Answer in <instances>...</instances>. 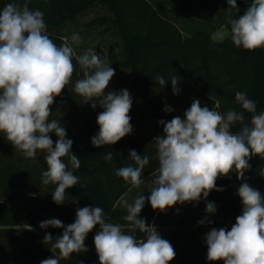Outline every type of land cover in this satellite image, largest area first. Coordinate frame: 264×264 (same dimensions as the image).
Returning <instances> with one entry per match:
<instances>
[{"label":"trees","instance_id":"trees-1","mask_svg":"<svg viewBox=\"0 0 264 264\" xmlns=\"http://www.w3.org/2000/svg\"><path fill=\"white\" fill-rule=\"evenodd\" d=\"M16 3L44 14L46 34L58 46L65 42L66 27L90 8L98 5L107 10L94 22L113 28L121 42L120 66L131 70L126 78H112V92L127 89L132 97L130 110L132 133L114 145L94 147L91 138L99 131L97 115L103 111L99 105L91 107L74 92L75 82L83 72L73 57L76 70L61 95L55 98L54 108L64 115L62 126L67 139L73 141L72 153L81 160L79 169L69 170L79 178V183L66 190L63 204L53 202L56 185L42 183L41 173L47 170L45 155L38 150L35 158H25L0 133V264H40L53 255L59 264H99L94 247V236L100 231L96 225L88 233L87 252L73 253L68 259L52 253L50 245L43 243L44 236L62 235V228L39 227L45 212H55L65 226L73 223L77 208L101 207L106 222L120 224L125 234L137 239L146 238L139 229L132 230L130 222L122 219L127 210L118 206L119 201L133 187L115 175L117 169L132 164L129 151L136 150L149 156L141 180L158 168L154 138L163 134L160 120L170 121L174 116L183 118L194 99L201 106L226 114L229 110L247 113L235 101L237 91H246L256 102L257 113L264 112V48L253 51L236 47L231 33L223 41H215L212 34L238 18L249 7L251 0H237L231 9L227 0H0V11L7 3ZM167 80L161 87L157 77ZM178 79L179 94H173L171 78ZM173 109L165 112V107ZM236 123L231 131L237 132ZM53 142L58 137L51 136ZM112 153V160L105 159ZM68 163L67 157L62 158ZM250 170L243 179L235 171L216 181L207 198L177 204L165 212L153 210L145 202L140 218L155 225L162 238L168 240L175 252L170 264H224L207 260L204 237L212 228L231 229L236 217L242 214V201L238 187L247 182L264 194V159L252 156ZM213 202L216 212L208 214L206 204ZM199 213L203 215L200 217ZM207 218L211 223L198 222Z\"/></svg>","mask_w":264,"mask_h":264},{"label":"clouds","instance_id":"clouds-1","mask_svg":"<svg viewBox=\"0 0 264 264\" xmlns=\"http://www.w3.org/2000/svg\"><path fill=\"white\" fill-rule=\"evenodd\" d=\"M229 12L237 8V0H227ZM231 40L236 47L253 51L264 48V0H251L249 7L238 18H229ZM80 36L71 40L79 44ZM83 72V78L75 82L74 92L84 103L92 102L103 109L97 115L99 131L91 138L94 147L114 145L133 131L129 115L132 97L127 89L108 92L115 69L102 61L88 48L76 55L65 41L57 45L46 34L44 14L16 3H7L0 11V133L25 158H35L37 151L46 153L47 170L41 173L44 185H56L53 202L64 203L67 189L76 186L79 178L69 170L79 169L81 160L71 149L73 141L67 139L64 126L50 119L51 106L71 81L76 70L73 57ZM163 87L167 80L157 77ZM173 94H179L178 79H171ZM235 101L251 114L245 121L243 112L229 110L226 114L201 106L194 99L184 112L183 118L174 116L170 121L160 120L163 134L154 138L158 168L152 173L153 187L150 195L138 194L133 203H126L127 215L122 219L130 222L132 230L139 229L146 238L137 239L125 234L120 224L105 221L101 207L77 208L75 221L65 226L59 219L44 220L42 229L62 228V235L44 236L43 243L50 245L52 253L68 259L73 253L87 252L85 240L96 225L100 231L94 236V247L99 264H170L176 252L172 244L161 237L156 226L149 225L140 213L147 200L153 210L165 212L177 204L196 202L207 198L217 188L216 181L235 171L243 179L250 170L252 156L264 159V112L257 113L256 102L248 98L246 91H237ZM165 112L173 111L170 107ZM240 130L232 132L234 124ZM50 133L58 139L53 142ZM67 157L68 163L62 158ZM105 159L112 160L108 152ZM133 163L117 169L115 175L126 183L139 188L149 156L136 150L129 151ZM264 175V169H261ZM237 194L242 201V214L230 230L212 228L206 233L207 260L223 261L224 264H264V194L242 183ZM206 213L214 214L216 205L208 202ZM211 223L207 218L198 222ZM40 264H59L54 255Z\"/></svg>","mask_w":264,"mask_h":264},{"label":"rangeland","instance_id":"rangeland-1","mask_svg":"<svg viewBox=\"0 0 264 264\" xmlns=\"http://www.w3.org/2000/svg\"><path fill=\"white\" fill-rule=\"evenodd\" d=\"M13 3V2H11ZM108 12L106 9L96 5L84 14L79 16L74 22L70 23L65 30V41H67L74 49L76 55L83 54L88 48H92L108 66L115 69V75L113 78H126L132 75L131 70L128 68H122L120 66L121 58V42L113 28H106L94 22V19L100 15H106ZM229 28L224 25L215 30L212 34V39L215 41H223L229 34ZM80 36L79 44L72 42L71 37L73 34ZM114 91L109 87L105 89V94ZM133 104V101H132ZM52 115L50 119H56L62 125L64 121V115L57 112L54 108V103L51 106ZM218 111V110H216ZM54 133H50L52 136ZM152 175L142 180L139 188L132 187L123 198L119 201L118 206L122 209H126V203H133L138 194H143L145 197L150 195V190L153 187ZM147 201V200H146ZM145 201V202H146ZM200 217H203L199 213ZM56 218L55 212H45L42 215V221L47 219ZM52 228V227H48Z\"/></svg>","mask_w":264,"mask_h":264}]
</instances>
